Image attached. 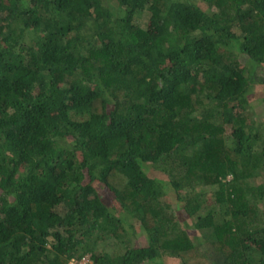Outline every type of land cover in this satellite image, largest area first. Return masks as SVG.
Segmentation results:
<instances>
[{
	"label": "trees",
	"instance_id": "obj_1",
	"mask_svg": "<svg viewBox=\"0 0 264 264\" xmlns=\"http://www.w3.org/2000/svg\"><path fill=\"white\" fill-rule=\"evenodd\" d=\"M255 86L264 0H0V264H264Z\"/></svg>",
	"mask_w": 264,
	"mask_h": 264
},
{
	"label": "rangeland",
	"instance_id": "obj_2",
	"mask_svg": "<svg viewBox=\"0 0 264 264\" xmlns=\"http://www.w3.org/2000/svg\"><path fill=\"white\" fill-rule=\"evenodd\" d=\"M151 15V12L149 10H145L143 12H141V14H139L138 16V21L142 24V25H146L147 24V21L149 19ZM248 98L250 99L251 101V104L253 105L254 107V115L253 117L257 120V122H259V125H262L263 129H264V98H263V95H262V92H261V88H258V87H253V89L248 93ZM150 173H159L160 170H159V167H154L152 166V168L149 170ZM161 175L164 176V174L162 172H160ZM217 186L215 185H212V186H198L197 189L198 190H207L206 192V199L208 202H210L212 199H213V190L216 188ZM251 199L253 201H257L258 197L257 195H253L251 194ZM260 204H264V201H260ZM171 212L175 213L176 215V219L177 220H182L183 218V211H182V208H180V206L177 204V203H173L170 210ZM140 234H139V238L141 237V239L143 240V242L146 241V238H145V232L142 228H139V231ZM108 249L111 250V251H116L117 247L118 246V243L117 242H110L108 243L107 245ZM120 250L123 249V246H120L119 247ZM80 264H90V260H87V259H84V260H81L80 262H78Z\"/></svg>",
	"mask_w": 264,
	"mask_h": 264
},
{
	"label": "built area",
	"instance_id": "obj_3",
	"mask_svg": "<svg viewBox=\"0 0 264 264\" xmlns=\"http://www.w3.org/2000/svg\"><path fill=\"white\" fill-rule=\"evenodd\" d=\"M84 259H87V260H88V258H86V257H84V258H82V259H80V260L73 259V260L71 261V264H80V263H78V262H80L81 260H84Z\"/></svg>",
	"mask_w": 264,
	"mask_h": 264
},
{
	"label": "clouds",
	"instance_id": "obj_4",
	"mask_svg": "<svg viewBox=\"0 0 264 264\" xmlns=\"http://www.w3.org/2000/svg\"><path fill=\"white\" fill-rule=\"evenodd\" d=\"M229 177H231V175ZM70 264H71V262H70Z\"/></svg>",
	"mask_w": 264,
	"mask_h": 264
}]
</instances>
